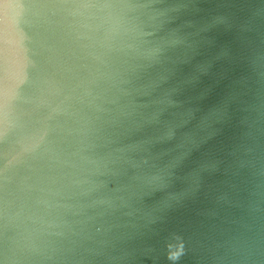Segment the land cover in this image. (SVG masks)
<instances>
[{
	"label": "water",
	"instance_id": "water-1",
	"mask_svg": "<svg viewBox=\"0 0 264 264\" xmlns=\"http://www.w3.org/2000/svg\"><path fill=\"white\" fill-rule=\"evenodd\" d=\"M0 264H264V0H0Z\"/></svg>",
	"mask_w": 264,
	"mask_h": 264
}]
</instances>
